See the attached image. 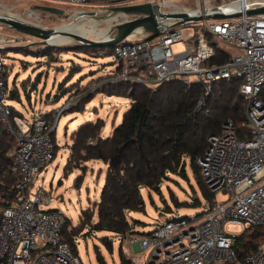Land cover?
<instances>
[{
    "label": "built area",
    "instance_id": "built-area-1",
    "mask_svg": "<svg viewBox=\"0 0 264 264\" xmlns=\"http://www.w3.org/2000/svg\"><path fill=\"white\" fill-rule=\"evenodd\" d=\"M47 1L58 7L61 3L88 6L93 2ZM143 2L154 5L161 33L148 39L152 32L138 27L127 38L134 42L124 40L113 47L121 81L151 89L173 81L201 86V108L217 82L235 79L247 100L249 136L241 137L229 119L220 133L208 137V147L198 163L209 188L225 198L206 200L192 213L179 215V210L173 211L169 214L172 217L160 220L146 233L132 234L129 242L138 247L126 249L127 264H264V236L252 252L241 254L236 248L237 237L247 227L264 229V14H246L248 8L263 5L264 0L229 2L225 6L236 3L230 9L217 5L225 12L242 11L238 17L180 25H175L177 19L163 18L161 14L214 12L215 5L201 2L197 9H191L172 0H110V9ZM134 15L132 18L131 14L117 12L113 18L124 23L142 16ZM188 24L199 27L185 34L182 27ZM214 37L225 45L220 47ZM6 41L5 33L0 32V49ZM178 43L184 44L182 50L174 49ZM221 48L230 57L209 63ZM8 72V64L0 55V122L15 136L9 155L12 169L20 175L14 196L2 210L0 264H84L83 257L63 236L66 216L58 210L40 209L39 205L48 204L51 196L42 187L33 191L38 173L55 158L52 132L57 120L39 117L27 125L19 117L12 122V107L7 104L12 89L8 86ZM232 225L240 226L239 231L230 229Z\"/></svg>",
    "mask_w": 264,
    "mask_h": 264
},
{
    "label": "trees",
    "instance_id": "trees-1",
    "mask_svg": "<svg viewBox=\"0 0 264 264\" xmlns=\"http://www.w3.org/2000/svg\"><path fill=\"white\" fill-rule=\"evenodd\" d=\"M91 48L98 51L105 47ZM108 49L112 54L113 47ZM52 51L53 47L48 45L43 55L50 56ZM229 57L230 54L221 48L209 63L223 62ZM117 68L120 71L119 65ZM64 88L62 86L61 90ZM14 89L15 92L10 93V97L19 95V91ZM96 91L128 96L132 98V102L109 135L103 134L106 123L102 118L82 124L73 134L64 175L67 176L73 168H78L82 162L89 160H100L107 166L105 182L99 200L94 202V208L82 210L78 225L71 229H68L67 220L64 224L63 236L77 254L79 250L76 239L83 232L88 237L90 231L107 230L118 236L120 244L122 239L132 234L146 233L147 231L136 229L143 222L139 219L132 220L130 213L145 212L147 198L152 202L154 194H163V183L168 180L176 181L175 176L189 181L196 191L191 182L192 175L205 199L195 197L188 207L197 209L204 201H212L216 193L205 182L198 163V158L204 155L208 147V137L220 133L223 124L229 119L233 120L241 137L249 136L247 100L235 79L217 82L213 94L206 98L201 108L198 104L202 97V87L187 86L181 81L162 83L156 89L139 83L107 82ZM79 94L82 95L75 105L69 107V111H83L93 97L85 95L82 88H78L72 96ZM19 114L22 113L12 107L11 121L15 122ZM56 129L52 132L55 156L59 147ZM11 136L12 133L6 127L3 128V123L0 122V219L3 208L14 196L15 185L20 177L12 169L9 151L14 142ZM73 161H76L75 166L71 167L70 163ZM74 184L80 186L78 176ZM186 204L187 200L176 203L177 207H184ZM173 211L176 210L169 207L161 213L170 214ZM95 212L97 219L93 222ZM263 236V227L249 226L237 237L236 248L241 254L252 252L259 247ZM101 240L112 251L109 236H103ZM96 247L99 263L107 264L99 247ZM120 261L124 264L129 262L121 247Z\"/></svg>",
    "mask_w": 264,
    "mask_h": 264
},
{
    "label": "rangeland",
    "instance_id": "rangeland-1",
    "mask_svg": "<svg viewBox=\"0 0 264 264\" xmlns=\"http://www.w3.org/2000/svg\"><path fill=\"white\" fill-rule=\"evenodd\" d=\"M172 1L183 8L197 9L201 2L210 1L215 6H225L227 3L237 0ZM48 3L47 0H0V15L16 18L47 29L74 22L79 23V27L76 28L79 29L85 21L96 20L99 23L90 24L81 35L91 39H103L106 37L97 35V33L108 26H110L109 36L117 34L116 25L119 23L113 18L117 12H112L110 9V0H94L88 6L61 3L59 4L60 7L65 10V14L62 15L35 7L36 5H48ZM82 10L86 14L78 15ZM134 16L131 14L132 18ZM197 27L199 26L188 24L182 27V31L185 34H192ZM0 32L5 33L7 38V44L3 49H0V55L5 58L9 67L8 86L10 89L16 88L19 91V95L16 97L8 98L7 104L22 113L19 114V117L27 125H31L39 117H45L51 121L57 120L56 133L59 147L56 156L50 164L38 173L33 191L40 187L44 188L47 194L51 196V200L48 204L39 205L40 209L60 211L66 216L68 229H71V227L78 225L82 210L93 209L94 202L99 200L107 168L104 162L94 159L82 162L80 167H75L67 176L64 175V166L71 153L73 134L82 124L102 118L106 123L103 134L109 135L113 126L122 120L123 114L132 102V98L128 96L108 95L106 92L96 91L107 82L121 81L117 68L119 59L114 53H110L108 47L98 51L91 47H75L79 42L72 36L65 37L66 41L64 42L55 41V46H52L54 51L51 52L50 56H44L43 51L48 44H44L41 37L16 30L2 22H0ZM134 40L126 39L128 42H134ZM213 41L220 47L225 45L221 41L218 42L216 37ZM183 48L184 44L174 45L175 50H182ZM62 86L65 87L63 90H61ZM78 88H82L85 95L90 94L93 97L83 111H69V107L75 105L82 95L72 96ZM68 101L71 102L67 103ZM65 104L66 106L63 107ZM63 108L65 111H62ZM12 136V141L15 143V136L13 134ZM75 162L70 163V166L74 167ZM189 173L191 175L190 170ZM77 176L80 180L79 187L74 184ZM174 179L176 181L168 180L163 183V194H154L152 202L147 198L145 212L130 213L132 220L139 219L143 222L142 225L136 226L137 230L149 231L160 220L172 217L173 215L161 213L169 207L179 210V215L197 210L188 207L195 197L201 196L204 199L194 177L191 175V182L196 191L193 190L189 181L176 176ZM215 198L222 200L225 196L222 193H217ZM184 200H187L186 206L177 207L176 203ZM96 219L97 212L94 214L93 222ZM230 229L239 231L240 226L232 225ZM103 236H109L112 251H109L103 244L101 240ZM76 241L84 264H100L96 246L104 255L107 264H120V247L124 254L127 248L131 251V248L137 249L138 247L136 243L129 242V237L122 239L120 244L118 236L107 230L90 231L88 237L84 235V232L80 233Z\"/></svg>",
    "mask_w": 264,
    "mask_h": 264
},
{
    "label": "water",
    "instance_id": "water-1",
    "mask_svg": "<svg viewBox=\"0 0 264 264\" xmlns=\"http://www.w3.org/2000/svg\"><path fill=\"white\" fill-rule=\"evenodd\" d=\"M36 8L42 9L44 11H48L55 14H65V10L61 7L54 5H36ZM212 9L214 12H196L189 13L186 11H178L171 13L161 14L163 18H175L177 22L175 25L185 24L187 22H198L203 20H212L219 18H228V17H238L243 14L242 11L236 12H225L223 11V7L221 6H213ZM112 11L114 12H124L126 14H136L142 15L140 17H136L130 21L119 23L116 25L117 34L113 37H106L103 39H91L84 35L75 32H66L65 34L68 36H72L79 43L75 47H114L116 44L126 40L128 36L138 27H144L147 31L152 32L148 39H152L158 36L161 33L160 25L156 18V12L154 5L150 2L136 3L130 5H120L112 7ZM86 12H80L78 15H84ZM248 15H261L264 14V4L259 5L257 7L248 8L246 11ZM0 22L5 23L12 28L34 34L43 39L44 44H48L49 46H55V43L52 41V37L57 35L58 33H63L65 31L55 27L53 29H47L44 27H40L38 25L26 23L16 18L7 17L0 15ZM15 89H11V93H14Z\"/></svg>",
    "mask_w": 264,
    "mask_h": 264
},
{
    "label": "bare ground",
    "instance_id": "bare-ground-1",
    "mask_svg": "<svg viewBox=\"0 0 264 264\" xmlns=\"http://www.w3.org/2000/svg\"><path fill=\"white\" fill-rule=\"evenodd\" d=\"M235 4L236 3H233V4H228L227 6H225V8H228V9H230V8H232V7H234L235 6ZM108 11V10H107ZM110 11V10H109ZM11 12V11H10ZM113 12V11H112ZM104 14V13H103ZM107 15H109V14H107ZM104 16V15H103ZM99 23L98 21H96V20H87V21H85L83 24H82V26L79 28V29H76L77 27H79V23H69V24H63V25H60V26H58V28L59 29H61V30H63V31H65V32H63V33H58L57 35H55V36H53L52 37V41L54 42V43H56L55 41H57V42H64V41H66V39H65V37H67L68 35H66L65 33L66 32H75V33H79V34H81V33H83L84 31H85V29L90 25V24H94V23ZM108 32H110V26H108L106 29H104V30H102L101 32H99V33H97V35H103V36H105V37H108L109 35H108ZM112 33V32H111ZM58 40H60V41H58Z\"/></svg>",
    "mask_w": 264,
    "mask_h": 264
}]
</instances>
